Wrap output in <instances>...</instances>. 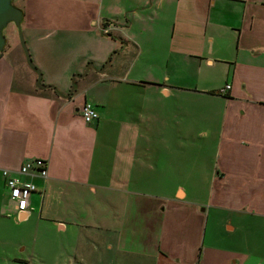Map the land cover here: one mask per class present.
Returning a JSON list of instances; mask_svg holds the SVG:
<instances>
[{
	"label": "crops",
	"instance_id": "obj_1",
	"mask_svg": "<svg viewBox=\"0 0 264 264\" xmlns=\"http://www.w3.org/2000/svg\"><path fill=\"white\" fill-rule=\"evenodd\" d=\"M12 2L54 88L0 53L1 262H30L35 224L38 264H264V0ZM167 133L194 141L190 200L175 161L148 159ZM35 158L47 176L17 211L1 170Z\"/></svg>",
	"mask_w": 264,
	"mask_h": 264
},
{
	"label": "rangeland",
	"instance_id": "obj_2",
	"mask_svg": "<svg viewBox=\"0 0 264 264\" xmlns=\"http://www.w3.org/2000/svg\"><path fill=\"white\" fill-rule=\"evenodd\" d=\"M15 25H13V23H9L5 28H3V33L4 36L6 38V43L4 48L0 51L1 53H3V55L8 59H11L12 61L14 59L17 58V55L20 56L21 61H23L26 69L24 67V70L29 71L31 73H36L33 68H31L25 61V56L23 55V51L19 45V38L15 29ZM23 35V34H22ZM28 38V39H27ZM36 38V37H35ZM23 39L25 41V45L32 57V61L34 63V56L31 50H33V47H30L31 41L29 40V37H25L23 36ZM45 38H41L39 39V42H45L46 40H44ZM107 40V41H106ZM81 43L74 41L72 42L69 46H64L66 48H68V50L66 52V54L69 55H74V57L76 56V58H79L80 56H82V51L80 50ZM111 42H109V39H105V41H103L102 43H98L97 41H91V45L90 48L92 49H99L97 55H100V53L103 52L104 49H108L109 46H111ZM35 47V45H34ZM62 48V46H61ZM52 49L47 47L43 50H39L40 53H45L48 55V53H50ZM112 52H114L113 50H110V53L108 54V56L105 58L102 66L107 62H110L111 57H112ZM113 61V60H112ZM91 62V61H88ZM23 65V64H21ZM35 65V64H34ZM36 66V65H35ZM22 67V66H21ZM37 67V66H36ZM38 68V67H37ZM39 69V68H38ZM23 70V71H24ZM42 75H43V71L40 69ZM37 74V73H36ZM41 75V76H42ZM42 82L45 83L43 81V77H42ZM46 84V83H45ZM168 127V126H167ZM169 128V127H168ZM164 138L166 139V143H164V147H152L153 149L151 150V153L149 154L148 159H157V160H172L175 161L174 164V177L175 178H179L180 180V184L186 188L187 194H188V199L190 200V189H191V174H192V158H193V143L194 141L189 140L185 137L183 140H181V145L175 146V144L173 143V140L171 139V137L175 136L171 133H167V134H163ZM162 135H151V141L150 143H155V142H161L164 140ZM178 141V138H177ZM152 145H156V144H152ZM210 165L207 166V169H209ZM203 184H200V190L199 193H197L198 197H201L204 193H206L204 190V186H202ZM17 230L19 231V229L17 228ZM25 230L27 233V235L30 236L29 242L30 245H28L26 247L25 250H23L21 253L25 254L29 257L30 262L29 263H23V264H38V258H39V240L40 238L38 237L37 241H33L32 236H33V232H35L36 230V225H27L25 226ZM221 231V230H220ZM222 235H219V233L214 232L212 233V237H210L211 240L215 241L217 240V242H221V241H232L235 238L239 237V234L237 231H233V230H222ZM29 233V234H28ZM33 233V234H31ZM0 255H2L1 251H0ZM0 264H6V262L2 263L0 260ZM7 264H21V263H13V262H8Z\"/></svg>",
	"mask_w": 264,
	"mask_h": 264
},
{
	"label": "built area",
	"instance_id": "obj_3",
	"mask_svg": "<svg viewBox=\"0 0 264 264\" xmlns=\"http://www.w3.org/2000/svg\"><path fill=\"white\" fill-rule=\"evenodd\" d=\"M101 31L107 34V26H102ZM230 87L226 83L219 89L221 94H224ZM96 107L85 101L81 108H79L80 116L85 122H91L98 119ZM2 175L5 179V186L8 188V195L14 202L17 211H25L28 207V200L32 192L37 191L35 184L31 181L34 176L46 177L47 176V161L42 158L29 159L21 164L16 171L2 169ZM24 176L25 178H22Z\"/></svg>",
	"mask_w": 264,
	"mask_h": 264
},
{
	"label": "water",
	"instance_id": "obj_4",
	"mask_svg": "<svg viewBox=\"0 0 264 264\" xmlns=\"http://www.w3.org/2000/svg\"><path fill=\"white\" fill-rule=\"evenodd\" d=\"M21 20H22V10L13 4L12 0H0V51L4 48L5 43H6V38L3 33V28H5L9 23H13L16 26L17 30V35L19 38V45L23 51V54L25 56V61L26 63L32 67L35 72L37 73L36 75V80H35V86L37 88H45V87H51L54 88L53 86L49 84H45L41 81V71L34 65L32 61V57L26 47V43L23 39V35L21 33ZM91 63H88L87 66L85 67L83 73L80 74H75L73 77H83L87 71ZM103 68H101L100 71H102ZM72 77V78H73ZM72 81V80H71ZM73 83L71 85L70 92L67 93L65 97H69L71 92H73Z\"/></svg>",
	"mask_w": 264,
	"mask_h": 264
},
{
	"label": "trees",
	"instance_id": "obj_5",
	"mask_svg": "<svg viewBox=\"0 0 264 264\" xmlns=\"http://www.w3.org/2000/svg\"><path fill=\"white\" fill-rule=\"evenodd\" d=\"M1 53V52H0Z\"/></svg>",
	"mask_w": 264,
	"mask_h": 264
}]
</instances>
